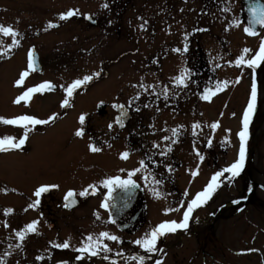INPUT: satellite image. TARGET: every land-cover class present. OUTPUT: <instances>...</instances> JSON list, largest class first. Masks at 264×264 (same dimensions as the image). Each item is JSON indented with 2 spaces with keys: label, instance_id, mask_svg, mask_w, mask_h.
<instances>
[{
  "label": "rangeland",
  "instance_id": "rangeland-1",
  "mask_svg": "<svg viewBox=\"0 0 264 264\" xmlns=\"http://www.w3.org/2000/svg\"><path fill=\"white\" fill-rule=\"evenodd\" d=\"M242 1L124 0L122 3L112 0H0V25L19 33L15 37L0 33V119H9L20 113L35 119H47L54 113H59L55 117L63 113L61 109L53 108L56 97L52 101V97L40 96L38 101L15 106L13 99L25 85L19 88L14 83L19 72L27 67L26 57L32 45L41 55L49 79H54L58 85L69 83L67 79L95 77L97 73L103 79L102 84L94 86L90 93L84 95L83 109L75 107L67 110V115L45 136L37 135L34 140L31 139L27 150L0 152V264H28L27 250L14 237L17 234L15 226L27 219L23 207L26 200L17 195L6 196L5 193L17 191L26 194L35 186L46 183L74 187L79 194L84 192L82 188L87 182H93V174L76 168L78 154L87 155L88 159L101 164L94 176H110L122 169L135 171V178L151 195L149 220L157 225L183 217L187 206L213 175L235 162L238 133L242 130L239 117L249 92L252 71L243 65L237 67L236 60L245 55V48L251 50L245 56L248 59L260 38L257 36L253 41L244 33L245 24L239 21L240 11L245 9ZM104 4L108 7H103ZM73 9L81 14L89 13L100 17L98 19H107L106 22L115 21L116 15L109 14L111 9H115V13L126 10L130 22L123 21L125 39L120 42L115 36L117 33L106 36L103 23L95 27L76 17L59 19L61 14ZM48 21H58L61 28L56 31L51 29L38 37L36 24ZM106 26L109 27V23ZM200 28H208L209 32L194 34V30ZM112 30L115 31V28L112 27ZM14 41H18L19 46ZM125 50L129 51V55L117 61ZM194 55L198 56L197 66L201 68L205 57H208L209 75L211 79H217V84L229 81V86L211 102H201L199 93L203 88L196 89L187 79V87L177 85L176 78L182 73L187 74L188 62L192 64ZM104 71L109 75H104ZM39 79L29 80L28 86ZM217 84H212L215 89ZM261 94V105L253 115L256 120L250 130L254 134L251 140L254 155H251L253 160L248 166L251 171L264 169V88ZM99 99L127 103L134 116L131 123L122 131L115 123L117 113L114 109H108L104 116L95 114L92 105ZM85 112H89L85 121H90V125L86 129L87 137L83 138L75 133L83 128L80 117ZM196 124L200 127L194 129ZM213 124L218 127L213 128ZM109 125L112 127L109 128ZM173 130H176L175 135ZM25 132L22 129L9 133L5 124L0 122V139L12 136L17 140ZM89 137L96 139L100 151L91 150ZM225 145L229 147L228 154L223 151ZM124 152L132 156L122 159ZM144 153L151 154L153 158L158 156L154 158L158 163L156 169L162 170V176H168L167 181L158 184L161 187L154 183L157 187L154 188L150 174L142 168ZM73 157L71 162L69 159ZM148 164L150 169L154 168L153 162ZM168 169L174 172L165 175ZM197 171L198 174L193 175ZM232 179L227 173L221 178V186L214 192L212 200L218 195L220 197L221 193L228 194L225 182ZM256 179L264 183V175ZM177 185L184 191L187 205L179 207L177 213H171L168 211L171 209L170 201L157 198L153 189L164 195ZM260 196L264 199V193ZM11 207H16L19 213L14 218L5 215ZM258 208L264 209V205ZM197 211L203 213L205 209ZM249 212H252L251 207ZM250 214L256 224L253 227L243 225L240 233L261 234L256 226H264L260 223L264 212ZM249 259L242 260L248 263Z\"/></svg>",
  "mask_w": 264,
  "mask_h": 264
},
{
  "label": "flooded vegetation",
  "instance_id": "flooded-vegetation-1",
  "mask_svg": "<svg viewBox=\"0 0 264 264\" xmlns=\"http://www.w3.org/2000/svg\"><path fill=\"white\" fill-rule=\"evenodd\" d=\"M112 1L122 3L124 2V0ZM252 1L253 6L260 7L261 5H264V0ZM122 3L121 6H123ZM242 3L245 6V0H243ZM61 7H64V5L61 4ZM75 12H77V15L73 17H76L79 21L83 20L91 26L99 27L100 23H103L104 34L106 36L111 37L117 33L115 36H117L120 42L125 39L126 36L123 37V34L126 28L123 24L124 22H130L126 10L122 9L121 12L115 13V9H111V11H109V14L116 15V18L115 21L111 20L108 22H106L107 19H98L100 17H93L89 13L81 14L78 10H76ZM246 12V9H242L240 11L239 17V21L245 24L244 29L247 28ZM88 16H90L91 19H89ZM108 23L110 25L109 27L106 26V24ZM50 24H55L58 26L49 27ZM35 27L38 28L37 36L41 37L43 34L49 33L51 29L53 31L60 29L61 25L58 21H48L45 24H36ZM112 27L115 28V31L112 30ZM253 28L257 32V35L253 36V41H256L257 36H260L259 41L253 51L254 57L261 45V42L264 41V27H261L258 23L253 22ZM127 39H129V34L127 35ZM32 47L35 46L32 45L31 49ZM127 50H125V52H123L120 57H118L117 61L122 59L124 56L129 55V51ZM39 56L43 72H33L29 69H26V71H28V75L23 81L22 85H25L26 92L31 88H39V86L44 83H51L54 88L52 90L38 91L34 93L30 98H28L27 101L28 103H31L35 100L38 101L40 99V96H43L44 98L52 97L51 99L53 101V98L56 97V105L55 107L53 106V108L61 109L63 113L60 115V117H55V119H52V117L59 116V113H54L47 119H39L48 120L49 123L29 125L28 128H22L16 125H5L6 129L9 130V133L22 129L26 130L27 132V140L25 141V144L19 148H14L9 151H20L24 148L25 150H27L31 139L34 140V137L37 135L44 134L43 136H45L52 126H54L60 119H63L67 115V110L74 109L75 107H77L78 109H83L84 107L82 108L81 104L83 103L84 95L90 93L91 88H93L94 86L102 84V76L100 74L99 76L96 75V79L95 77H93V80L91 82L77 88L74 91L73 95L69 97L67 95L66 89L78 79H67L69 80V83L64 82L66 84L58 85L54 81V79H49L47 69L44 70L42 57L40 54ZM197 57L198 56L194 55V60L192 61L193 65L189 63L190 67L189 72L187 73V82L198 90L203 88L202 90L204 91L206 89L205 86H208L207 88H214L215 86H213L212 84H217V79H215L214 77L213 80L209 75L210 71H208L207 62L208 65H210V62L208 60V57H205V60L203 61L204 66L202 65V68L201 66H197ZM201 58L202 60L204 59L203 53ZM263 67L264 64H261L259 67L253 68V83L256 84L258 93L257 103L255 107L256 111L253 115L256 114L257 109H259L261 105V92H263L264 88ZM104 72V75H109L108 72ZM201 75L202 78L200 77ZM44 77H46V79ZM37 78L40 79L28 86L29 80L35 79L36 81ZM224 84L225 86L220 90V92L224 91L229 86L228 82ZM14 85L19 86L18 84H16V82L14 83ZM203 91L199 93L200 98ZM262 98L264 107V96ZM65 100H68L67 107H65L63 103ZM201 102H204L202 98ZM121 104L127 106L130 109V107L125 102L106 101L104 99L95 101L92 105V109H95V114L98 113L99 115L103 116L107 115L108 109H114L117 113L115 116L116 119L118 116V112L116 109L118 108L115 107V105ZM87 115H89V112L84 113V117H86ZM18 116L30 115L20 113L9 119H13ZM255 120L256 119L253 117V126L255 124ZM115 123L117 125L116 120ZM89 125L90 121H85L83 124V128L81 129L84 132V135L82 136L83 138L87 137L86 129ZM24 134H21V136L18 137V139L16 140L17 143L24 137ZM253 138L254 134L251 133L246 144V159L244 169L239 176L233 178L232 180H229L228 182H225L229 189L228 194L225 195L224 193H221L220 197L218 195L217 199L207 201L206 204L199 207L201 209H205L203 213H199V211H197L199 208H196L197 210H194V212L192 213L189 228L186 231L180 230L174 234H168L162 237L157 245L158 251L154 254L144 252L142 248L138 247L135 244L136 240L142 239L145 234L150 233L155 227L158 226L154 223V221L149 220V205L151 198L150 194H147L146 192L148 209L145 225L133 235L117 229L111 223L109 213L103 207L105 197L108 192V189L103 186V181L112 179L114 177H122L126 179L129 178V172L134 171L127 172L126 170L122 169L110 176H94L96 175L95 172H97L99 168H101V164H98V162L94 159H88L87 155L80 154H78V156L76 157V168L85 169L89 171V173L93 174L91 176L93 182H87L84 188H82L84 189V191H88L89 194L87 196L80 195L74 187L64 188L55 184L47 183L35 186L26 194L17 191L5 193L6 196L17 195L20 197V199H23L24 201L26 200L23 207L25 208L24 214L27 215V219L24 223H20L15 226L17 229V233L25 232L29 224L37 222V228L35 232H25V238L23 241H21L19 236L16 234L14 236L15 240L16 242L23 245L25 247V250H27L28 264H138L137 260H133L131 258L139 256L145 257L144 264H157V261H161L162 264H253V259L255 260V264H264V228H262L264 226L260 227V224V226H256L257 229L261 230V234L259 232H255V234L246 232L243 235L240 233V229L243 225L247 227L248 224V227H253V224L255 223H253L254 218H251L252 215L250 214L251 216H249V213L264 212V209L258 208L263 207L264 205V199H261L260 196V193H264V183L258 182L256 179V177L264 175V169L260 171H251L248 167L250 162L253 160V157L251 158V155H254V152L251 148V140ZM87 139L88 141H90V144H88L89 146H99L98 144H96L97 142L95 138L89 137ZM228 148V145L224 146V153H229ZM230 148L233 150L234 147L231 146ZM129 154L130 155L128 158L132 156L131 153ZM150 155L151 154L145 153L142 155L141 161L144 162L142 168L148 171V173L150 174V179L152 178L151 184L154 188H157L156 185H154L153 180L155 179L156 181H160V185H162L161 183L163 181L168 180V176H162L160 174L162 173V170L156 169L158 165L156 159L158 156L154 155V158H156L154 159L153 157H150ZM71 159H74V157L69 159L71 162H73L74 160ZM149 161L151 162V164L153 162V169H150L151 166L150 164H148ZM171 162H173V159L171 160ZM170 169L165 172V175L174 172L172 170L169 171ZM74 177L81 178V176ZM131 178L135 179V181L142 185V183L139 182L135 178V176H131ZM160 185L157 184V186ZM43 186L48 187L49 191L41 194V196L39 197L40 204L35 205V201L37 199V197L35 196V192ZM92 186H95L94 194ZM170 189H172V191L164 193V195H162L161 191H159V193H161V197L164 200L170 201L171 209H177L175 211H171V213H177L179 211V207H181V204L187 205L186 195L178 185L177 187ZM223 189H225V186L223 187ZM69 192H73L75 193V195L73 197H69L67 201L69 206L65 207V197ZM5 194L3 196H5ZM54 194H56V196ZM249 207H251L252 212L248 213ZM243 214L245 215L243 216ZM5 215L9 216V218H14L19 215V213L16 207H11L8 213H6ZM182 219L183 217L172 218L171 221L182 222ZM242 221H244V223H249L244 224ZM260 223L264 224V218L260 219ZM231 230L233 231V235L230 234ZM246 230L248 231V229ZM103 232H108L111 235L119 237L118 242L109 240L102 241L103 244L107 245L110 251L105 252L103 251V249H101L99 255L97 256L78 253L76 251V249L82 247L84 243H86L87 236L92 235L94 237H98L99 234ZM63 242H68L70 244L69 249L53 247L54 244H62ZM14 253H16V250ZM82 256L83 259H81ZM248 257H250L248 263L242 260Z\"/></svg>",
  "mask_w": 264,
  "mask_h": 264
},
{
  "label": "snow or ice",
  "instance_id": "snow-or-ice-1",
  "mask_svg": "<svg viewBox=\"0 0 264 264\" xmlns=\"http://www.w3.org/2000/svg\"><path fill=\"white\" fill-rule=\"evenodd\" d=\"M103 7L107 8L108 5L104 4ZM228 9H224V11H227ZM250 12L251 15L254 17V23H258L261 27H264V5H261L260 7H256V6H252L250 7ZM77 15V12L75 11H68L65 14H62L59 19L60 20H67L73 16ZM89 19H91V17H88ZM58 25L55 24H50L49 27H57ZM238 26V25H237ZM244 31L250 35V36H254L257 35L256 30L253 27H247L244 29ZM0 33H2L5 36H11V37H15L18 36L19 33H17L13 28L11 27H6L3 25H0ZM14 43L19 46V42L18 41H14ZM185 51H187V46H185ZM179 51V50H177ZM251 50L245 48L243 50V53L245 55H241L239 59L236 60V66H247L250 69L259 67L261 64H264V41L261 42V45L259 47L258 52L255 54V56L253 58L250 59H246L245 56L246 54H248ZM34 56L30 53L29 54V64L28 67L32 70H35L34 67ZM28 73L25 72L21 79L18 81V84H23V79L25 76H27ZM97 76H99V73L96 74ZM186 79H187V75L186 73H182L179 77L176 78V82L178 86H184L187 87L186 84ZM93 80V76H85L83 79H78L76 80L74 83H72L67 89V95L69 97H71L74 93V91L81 87L84 86L86 84H88L89 82H91ZM225 86V84H217L216 85V91H220L223 87ZM54 88V86L51 83H44L42 85L39 86V88H31L29 89L27 92H25L22 96H20L16 103H20L21 100L27 101L28 98H30L34 93L38 92V91H42V90H52ZM214 94L213 90L209 89L205 95H204V99L208 100L212 95ZM257 86L255 83H253L252 89H251V99H250V103L248 104L247 110L244 112L243 114V130L240 131L238 133L239 136V140H240V149H239V155H238V159L232 163L230 166L224 168L221 171L216 172L213 177L211 178V181L209 182V184L207 185V187L205 188V190H203L202 192L198 193L196 195V197L190 202V204L187 206L186 211L183 213V219L182 222H177V221H165L160 223L157 227H155L150 233L145 234V236L142 239L136 240L135 244L142 248L144 252L146 253H152L154 254L155 252L158 251L157 245L160 241V239L168 234H174L177 231L180 230H187L189 228L190 225V219L192 216V213L194 212V210L198 207L203 206L204 204L207 203V201L212 197V195L214 194V192L221 186L220 184V180L221 177H224L225 174H230V178H235L237 176L240 175V173L242 172V170L245 167V159H246V144L247 141L249 139V125L256 107V103H257ZM64 106L67 107L68 106V100H65L64 102ZM115 107H117L118 109L122 110L124 109L123 105H115ZM124 115H126V112L124 113ZM52 119H55V116L52 117ZM0 122H2L5 125H16L22 128H28L29 125H38V124H47L49 123L48 120H39V119H35L32 118L30 116H21L18 119H0ZM85 122V117L81 116L80 117V123L84 124ZM118 124L121 125V127H123V119L122 117H117V121ZM112 125H109V128H111ZM200 125L196 124L194 125V129L195 128H199ZM213 128H217L218 125L217 124H213L212 125ZM174 135L176 134V130H173ZM76 136L78 137H82L84 135L83 130L77 131ZM27 140V132H25L24 137L22 139L19 140V142L17 143L15 138L13 137H5L0 139V152H5V151H9L11 149L14 148H19L21 146H23L25 144V141ZM91 150L93 152H97L100 151L99 148L95 147V146H91ZM129 153L128 152H124L121 156L122 159H128L129 157ZM197 155H199V153H197ZM201 160H203V157H200ZM143 161H141V165L143 166ZM171 171V170H169ZM136 174V172H131L129 173V179L127 180H122L119 177L115 178V179H107L105 181H103V186L105 188H107L109 190V197L111 196V192L113 191V186L114 185H118L122 188H129V187H136L135 182L131 179V176H134ZM197 172H194L193 175H197ZM147 179V178H145ZM154 183L159 184L160 181H156L155 179L153 180ZM93 188V194L95 192V186H92ZM49 191V188L46 186L40 187L36 192H35V196L37 197L36 201H35V205H39L40 204V199L39 197L41 196V194L45 193ZM89 193L87 190H85L84 192L80 193V195L82 196H87ZM153 194L157 197L160 198L161 197V193H159L158 191H155L153 189ZM75 195V193L73 192H69L68 195L65 197L66 203H65V207H68V199L69 197H73ZM103 207L108 208V203L107 201H105V203L103 204ZM181 207H183V204H181ZM177 209H169L168 211H175ZM99 218V217H97ZM115 221H113L114 223ZM37 228V222H33L32 224H29L27 226V229L25 230V232H35ZM25 232H18L17 235L19 236L20 240L23 241L25 238ZM104 240H109V241H113V242H118L119 241V237L115 236V235H111L108 232H103L100 233L98 237H94L92 235H89L86 237V243H84V245L78 249H76V251L78 253H84L87 255H91V256H97L99 255L101 249H103V251L108 252L110 251V249L107 247L106 244H103L102 241ZM53 247L55 248H61V249H69L70 244L68 242H63L62 244H54ZM81 259H83V256L81 257ZM131 259L133 260H137L138 264H144L145 261V257L144 256H139V257H132ZM157 264H162L161 261H157Z\"/></svg>",
  "mask_w": 264,
  "mask_h": 264
},
{
  "label": "water",
  "instance_id": "water-1",
  "mask_svg": "<svg viewBox=\"0 0 264 264\" xmlns=\"http://www.w3.org/2000/svg\"><path fill=\"white\" fill-rule=\"evenodd\" d=\"M245 4L247 14L249 16L248 23L251 27H253V16L250 12V7L253 6V2H251V0H245ZM207 30L208 29H202L196 32H206ZM31 54L34 56L35 70L42 72V66L39 62V56L36 53L35 49H32ZM118 111L120 112L119 117H122L123 119V126L125 124L127 125L129 120L131 119V115L125 108L123 109V111L120 109H118ZM125 112L126 115H124ZM135 184L136 187H129L127 189L122 188L118 185H114L111 196L109 197L108 193L106 198V201L108 203L107 210L110 213L112 222L115 221L114 225H116L120 230L126 231L130 234L136 233L144 225L145 216L147 213V204L144 190L138 183L135 182Z\"/></svg>",
  "mask_w": 264,
  "mask_h": 264
}]
</instances>
